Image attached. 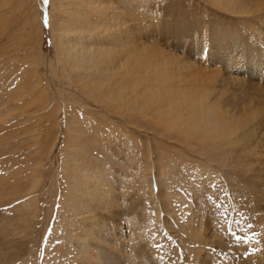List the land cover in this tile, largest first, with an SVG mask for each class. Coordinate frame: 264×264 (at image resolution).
<instances>
[{"label": "bare ground", "instance_id": "1", "mask_svg": "<svg viewBox=\"0 0 264 264\" xmlns=\"http://www.w3.org/2000/svg\"><path fill=\"white\" fill-rule=\"evenodd\" d=\"M131 1L75 0L72 4L78 8L83 6V8L79 13L75 11H72V14L69 13V18L79 21L80 27L79 31L69 37L72 34L70 24L64 22L63 16L71 0H55L54 8L58 11L59 17L57 27L60 31L59 48L62 60L66 62L71 72L79 74V88L83 90L85 97L101 104H98V107L101 106L103 112L117 113L123 119L125 116L130 119L139 115L155 120L167 132V137L173 140L172 145L173 143L180 145L176 149H193L194 142L197 141L201 148L205 147L209 150L211 158L218 156L223 166L233 168L235 162L238 169L237 179L240 183L239 204L242 230L237 250L241 254L240 257L247 253L246 256L244 255L246 260L241 261V264L250 262L264 264V0L167 2L164 7L157 6L158 17L161 18L162 14L166 20L161 22L158 18L159 24L152 29L153 25L145 24L142 18V24L145 25L143 31H141L142 25H134L129 18L130 11L126 7ZM149 5V0H136L134 9L141 7L146 11L144 15L147 16L150 13L147 9ZM202 7L212 15V18L206 19L204 15L202 16L200 12ZM247 25L254 27L255 30L247 31ZM190 57L197 58L200 63L193 61ZM25 94L23 93V96ZM18 100V98H11L8 102L17 103ZM25 102L19 103L20 108L16 104L8 107L5 113L0 108V138L2 130L5 131L8 128L9 121L13 118L18 119V110L21 111L20 119L24 121L28 122V119L33 117L30 114L31 102L29 99ZM81 110L85 112L84 109ZM84 115L86 117V113ZM99 115L102 116L101 114L97 116ZM104 117H101L104 121L108 120ZM121 117L119 119L122 120ZM130 121H127L129 129L136 128L129 123ZM92 122H95L97 126L102 123V121L96 122V119ZM10 123L14 128V119ZM134 123L136 124V121ZM91 127L93 128V125ZM120 133L123 135L122 132ZM25 137L27 138L26 135ZM87 138L85 140L90 139ZM13 139L17 141L18 136L10 140L13 142ZM129 139L125 138V140ZM29 145L34 144L29 143ZM30 148L29 150L33 152ZM0 150H2L1 147ZM27 152L29 153L26 149V154ZM90 155L93 156V154ZM29 157L31 158V155ZM86 163L85 166L88 165ZM87 170L86 173H80L77 170L80 174L76 183L74 182L75 186L68 185L70 193L68 196L65 194L69 202L64 201L66 204L59 205L66 214H69L66 217L61 215L65 218L60 225L65 237L64 242H66L64 243L68 257L66 262L68 261L69 264H124L122 259L129 257L134 264L145 263L142 261L149 259L143 257V254L147 251L141 247L135 233L130 230L134 221L130 219L128 222L126 234L119 220L123 217L115 213L114 206L108 201L107 191L112 193L108 185V175L104 173L103 167L101 170L103 174ZM11 171L8 168V172ZM146 177L147 174H144L141 183H145ZM39 180L37 177L30 179L33 191L29 189L26 192L25 190L19 192L20 199L30 196L21 203V209L25 211V219L13 217V215L2 219L0 216V264H30V249L26 247V243L20 245L18 242L25 238L27 232L33 234L30 232L32 226L29 227V224L32 222L29 220L33 212L35 213L32 207L33 204L36 205L37 200L34 201L31 194L37 189ZM12 181L19 183L16 175L12 177ZM81 183L83 188L79 186ZM10 193L14 197L7 196L5 200L0 194V207L10 205L14 198L18 197V192L12 190ZM103 205H106L105 209ZM102 209L110 212V215L103 214ZM94 210L100 213L91 215L90 213ZM26 216L31 218L27 221ZM200 227L192 229L191 238L198 245V248L192 251L193 259L198 260L205 255L206 259L203 263L198 264H215L211 261V256L203 252V245H209L212 241L208 240V237L203 234L205 230L203 231ZM19 228L22 230L18 231ZM45 250L47 252V249ZM26 255L27 260L23 263ZM147 262L149 263L146 261L145 264ZM227 263L225 261L222 264ZM44 264H50V261Z\"/></svg>", "mask_w": 264, "mask_h": 264}, {"label": "rangeland", "instance_id": "2", "mask_svg": "<svg viewBox=\"0 0 264 264\" xmlns=\"http://www.w3.org/2000/svg\"><path fill=\"white\" fill-rule=\"evenodd\" d=\"M135 1L128 2L129 5L127 4L126 9H129L130 12L127 14L134 25H142L141 31H143L145 25L142 24V18H144L145 24L149 23L148 25H153L151 28L155 29L159 24L157 6L164 7L167 2L175 0H149L150 5L147 9L150 13L147 16L144 15L146 11L141 7L134 9ZM179 1L188 3L194 0ZM74 2L75 0H71L68 10L66 9L63 16L64 22L70 24L72 34L69 37L79 31L80 27L79 21L75 18L70 19L69 16L72 11L79 13L83 8V6L76 7L75 4H72ZM0 4V50H2L0 51V108L5 113L8 107L14 104L18 107L19 103L24 104L29 99L31 102L30 114L33 116V120L29 118L28 122L24 121L20 119L21 111L18 110V119L13 118L14 128L10 123L13 122L12 119L7 125L8 128L5 131L2 130L0 147L4 151L0 150V194L5 200L7 196H12L10 192L13 190L18 192V197L14 198L15 200L10 205L0 207V216L2 219H7L12 215L25 219V211H22L21 203L30 196L20 199L19 192L22 190L26 192L29 189L33 191L30 179L36 177L40 179L37 189L31 194V198L35 199L34 201L37 200L36 205L33 204V207H36L35 210L32 207L35 213L32 211V218L26 216L27 221L31 218L29 221L32 223L27 222V224L29 227L32 226L30 232L33 234L27 232L25 238L18 242L20 245L26 243V247L30 249L29 263L44 264L50 261V264L59 262L69 264L68 261L66 262L68 259L64 249L66 242H64L65 237L60 226L63 219L69 214H66L60 206L61 204L63 206V203L66 204L64 201L69 202L65 197V194L68 196L70 193L69 186L73 185L74 187L78 175L88 172L87 169L98 174H103L104 171L108 175V185L112 191V193L107 191L108 201L114 206L115 213L123 217L119 220L126 234L128 233V222L130 219L134 221L130 230L135 233L141 247L147 251L143 257L149 259H144L142 262L149 261L147 264L203 263L206 259L205 255L198 259L200 261L193 259L192 256L193 249L198 248L196 242H193L191 238L192 229L197 226H201L200 228L205 230L203 234L208 237L209 241H212L209 245H203V252L211 256L212 262L222 264L227 261V264H241V261H245L247 253L240 257L241 254L237 250L242 230L239 204L240 183L237 179L238 169L235 162L233 168L223 166V162L218 159V156L214 159L211 158L209 150L205 147H203L205 149L201 148L197 141L194 142L193 149H176L180 145L175 143L172 145L173 140L167 137V132L155 120H149L139 115L130 119L125 116L123 119L119 114L109 111H105V114L104 110H101L102 107H98L99 103L85 97L83 90L79 88V74L71 72L60 55V31L57 27L59 17L58 11L54 8L55 0H0ZM206 11L203 7L201 8L202 16L204 15L206 19L212 18V15ZM159 19L161 22L166 20L162 14ZM34 26L35 28H33ZM253 30H255L254 27L247 25V31ZM157 44L160 43L157 42ZM177 51L182 53L180 50ZM190 58L200 63L197 58ZM20 93L21 95H19ZM23 93H26L25 96ZM11 98L19 100L17 103L8 102ZM34 98L36 99L34 100ZM81 109H84L85 112L83 113ZM95 112L97 115L105 116L104 118H108V120L104 121L102 116H97ZM120 117L122 120L119 119ZM138 117L140 118L138 119ZM90 119L92 121L96 119V122L102 121V123L97 126ZM131 119L136 121V124L130 121ZM127 121H130L129 123L135 125L136 128L129 129ZM141 124L143 125L141 126ZM124 128L125 130H123ZM108 130L110 132L107 133ZM22 133L27 138L25 135H21ZM16 135L18 140L13 139L12 142L10 139L16 138ZM85 135L90 136L88 137L90 139ZM124 136L126 139H130L125 140ZM86 138L89 141L85 140ZM29 143L34 145H29ZM97 143L100 145L98 146ZM185 147L187 148L188 145ZM26 149L30 154L28 152L26 154ZM28 154L31 155V158ZM76 161H78L77 164ZM61 163L64 165L62 166ZM85 163L88 165L85 166ZM102 167L103 171H101ZM8 168L12 170V173L8 172ZM75 168H78L80 173H77ZM144 174H147V177L145 183H141ZM15 175L19 183L12 181V177ZM79 178L81 179V177ZM68 180H70L69 183ZM79 186L83 188L82 183ZM96 211L94 210L90 214L100 213ZM102 212L110 215V212L105 210ZM61 215L65 217L62 218ZM205 221L206 223H204ZM21 230L19 228L18 231ZM124 259H122L124 264H134L132 258L124 257ZM26 260L27 255L23 258V263Z\"/></svg>", "mask_w": 264, "mask_h": 264}]
</instances>
